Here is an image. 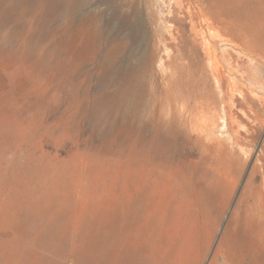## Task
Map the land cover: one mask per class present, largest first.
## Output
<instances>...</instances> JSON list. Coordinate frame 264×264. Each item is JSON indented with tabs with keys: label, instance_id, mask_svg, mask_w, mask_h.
I'll use <instances>...</instances> for the list:
<instances>
[{
	"label": "rangeland",
	"instance_id": "obj_1",
	"mask_svg": "<svg viewBox=\"0 0 264 264\" xmlns=\"http://www.w3.org/2000/svg\"><path fill=\"white\" fill-rule=\"evenodd\" d=\"M157 3L92 0L88 8L59 11L51 0H26L17 19L0 20V264H90L118 220L141 244L143 264H211L225 234L242 242L235 256L247 249L248 261L253 255L264 264L261 175L246 184L264 142L258 100L248 103L254 121L243 120L257 122L252 145L245 144L252 156L229 180L206 188L210 209L198 199L200 186L174 167L159 169L168 185L153 201L127 176L128 167L135 172L145 161V149L125 136L120 110L109 102L118 75L99 67L119 41L116 65L136 61L131 48L153 52L162 31ZM82 16L86 24L76 25ZM150 67L157 73L147 90L155 88L154 111L162 116L172 94L155 62ZM262 70L253 84L263 95Z\"/></svg>",
	"mask_w": 264,
	"mask_h": 264
},
{
	"label": "bare ground",
	"instance_id": "obj_2",
	"mask_svg": "<svg viewBox=\"0 0 264 264\" xmlns=\"http://www.w3.org/2000/svg\"><path fill=\"white\" fill-rule=\"evenodd\" d=\"M25 2L0 0L1 22L17 19L18 9ZM91 3L92 0H51V9L74 11L88 8ZM157 8L162 31L153 52L131 48L136 61L116 65L114 55L124 47L119 41L107 49L108 58L104 57L107 59L98 70L118 75L121 85L109 95V102L120 110L125 136L145 149L141 166L135 172L127 168V176L134 178L143 199L153 201L156 190L168 185L167 180L159 178V169L174 167L187 174L188 182L200 186L198 199L210 209L211 197L206 188L229 180L234 167L253 153L245 144L252 145L257 122L246 125L243 120L254 121L256 114L249 113V102L256 99L264 105V93L260 94L253 84L264 65V0H158ZM86 21L82 16L76 25L83 26ZM85 33L88 39L92 37L91 30L85 29ZM152 62L162 72L163 82L172 94L162 116H156L154 111L155 88L147 90L148 79L157 73L151 70ZM204 69L213 80L212 90L207 86ZM193 70L199 74L195 76ZM255 161L246 184L260 174L264 186V142ZM197 169L200 177L195 175ZM125 223H109L107 234L93 249L90 264H143L141 244L122 233ZM239 243L242 244L234 235L225 234L211 264H217L221 250L224 253L220 264H257L253 255L248 261L247 249L235 256L233 249Z\"/></svg>",
	"mask_w": 264,
	"mask_h": 264
}]
</instances>
